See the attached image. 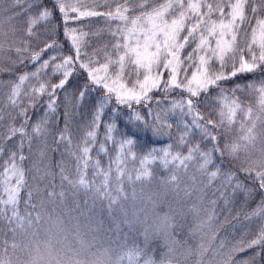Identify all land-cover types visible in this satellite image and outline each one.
<instances>
[{
	"label": "snow or ice",
	"instance_id": "snow-or-ice-1",
	"mask_svg": "<svg viewBox=\"0 0 264 264\" xmlns=\"http://www.w3.org/2000/svg\"><path fill=\"white\" fill-rule=\"evenodd\" d=\"M49 2L51 7L45 0H11L8 8L0 9V73L13 77L0 80V91L7 90L0 101V159L7 155L0 164V264H13L10 251L18 248V237L36 235L54 213L67 210L70 197L79 208L80 192L87 197L85 205L91 201L89 211L99 205L116 224L113 264H185L192 256L197 257L195 264H238L235 253L256 248L252 258L239 262L253 264L264 255V196L244 217L253 229L247 233L251 239L225 252V241L215 242L214 228L218 199L227 205L238 192L264 194V0ZM54 14L60 17L56 26L51 24ZM93 19L103 20L106 27L85 31L84 21ZM45 25V31H39ZM60 26L70 41L68 55L54 38ZM105 35L108 40H103ZM49 51L56 54L45 59ZM29 66L33 70L16 71ZM77 71L85 73V83L76 106L86 94L99 95L75 151L67 110L55 137L57 145L69 146L75 170L61 163L54 173L35 162L26 170L33 141L51 135L50 122L55 126L59 120L60 92ZM246 74L257 78L224 87ZM57 75L58 82L52 83ZM177 90L186 95L173 97ZM156 91L162 95L154 97ZM112 103L110 122H103ZM165 103L168 106L162 107ZM41 108L43 116L30 124L33 110ZM121 114L126 125L172 142L143 150L137 133L118 129ZM102 123L104 135L97 142ZM197 134L201 139L194 142ZM25 142L29 156L23 154ZM205 142L211 146L202 147ZM39 155L44 158L45 150ZM101 155L108 158L106 166ZM217 158H231L235 170H224ZM153 165L166 175L156 177ZM29 173L32 183L26 178ZM153 181L164 191L146 193L141 187L137 192V184ZM185 229L190 238H198L195 248L178 238ZM155 241L162 242V251L152 246Z\"/></svg>",
	"mask_w": 264,
	"mask_h": 264
},
{
	"label": "rangeland",
	"instance_id": "rangeland-1",
	"mask_svg": "<svg viewBox=\"0 0 264 264\" xmlns=\"http://www.w3.org/2000/svg\"><path fill=\"white\" fill-rule=\"evenodd\" d=\"M7 1H9V0H0V9L7 8L6 7ZM7 15H8V13L5 14V17ZM9 15H11V13H9ZM68 45L70 46V41H68ZM185 54H187V52ZM51 55H54V52L53 53L51 52V54L49 56H51ZM65 55H67V54H65ZM44 58L45 59L48 58L47 54H45ZM26 70L31 71L33 69L31 66H29ZM189 75H190V73H189ZM10 78H13V77H10V75L8 73H5L2 76L0 75V80H3V81H8ZM53 78L59 79L60 77H59V75H57ZM166 78H167V72L165 73V79ZM6 93H7L6 89L0 91V101L3 100V97L6 95ZM180 95H186V93H184V94L180 93V94L172 95V96L173 97H179ZM58 102H60V101H58ZM2 106H3L2 103H0V107H2ZM167 106H168L167 103L162 105V107H167ZM153 107L155 108L156 106L153 105ZM68 108L71 109V107H68ZM112 108H114V107H112ZM112 108L109 110L108 116L105 115V113L102 116L103 122H110V116H111ZM105 111H106V109H105ZM42 115H43V111L40 112V116H42ZM170 119L173 122H175L176 116L173 115L170 117ZM117 121L120 123V125H118ZM88 123H89V121L87 119L85 121H82L81 123H78V124L76 122V125L82 130L81 134L79 133V136H81V139H82L85 131L87 130L86 126ZM116 124H117L118 129H120V132H123V133H125V129L127 131L130 130L132 133H134V132L137 133V131H138L132 125H126V117L123 116L122 114L120 115V118L116 120ZM99 131H101V134L100 135L98 134L97 142L102 140L103 135H104L105 129H104L103 123L101 124ZM148 133L155 139L162 138V139L167 140L160 147H163V146L167 145L168 143L172 142L166 136L155 137L152 135L151 132H148ZM127 134H128V132H127ZM128 135H130V134H128ZM81 139H79V141H77V142L72 141V146H71L72 151H75V145L78 144L81 141ZM194 142H197V140H195ZM60 145H63V144H60ZM49 146L58 148V146H53L51 144V140L49 139V137H47L46 140H43V139L42 140H34L33 146H32V155L30 156V159L25 160L26 165L24 168L26 170L31 168L33 163L35 162L41 168L48 166L50 171H52L54 173H58L59 172V165L62 163L63 165L66 166V168L68 170H71V171L75 170L76 160H75V157L72 154H70V152L68 150L69 146L65 145V147H64V150L69 155H68V158L63 162L61 160H58V159H57V161L55 160V156L52 155V153L51 154L49 153V150H50ZM210 146L211 145L209 144V146H206V147H210ZM41 149L45 150L46 155L44 158H41L39 155V150H41ZM147 149H149V148L144 147L143 150L146 151ZM23 154L25 156H29L27 142H25ZM92 155H93V157H95V151H93ZM5 158H7V155H5ZM99 159L101 160L102 165H105V166L107 165V162H108L107 157H105L104 155H101L99 157ZM216 162L221 163L223 168H225L224 170H227L229 167L235 168V165L231 162V158H226L224 161H220L217 158ZM2 163L3 162H1V164ZM152 168L155 170V176L156 177H163L164 175H166V173L163 169L157 168L155 165H153ZM238 174L240 175V173H238ZM31 175L32 174L29 173L26 177L28 179L29 183H32ZM89 175H91V172H89ZM242 177H243V174H242ZM185 182H187V178H185ZM56 183L57 184L59 183L58 177L56 179ZM135 187L137 189V192H140L141 187H143V189L146 193L163 192L164 191V189L159 185V183L157 181H153V183L148 184V185H144V186L137 184ZM128 192H129V194L131 193V187H128ZM229 192H231L230 189H229ZM252 195H253V193L251 194V196ZM24 196H25V192L22 191L21 192V198L22 197L24 198ZM251 196H246L244 192H238L235 196L230 197V203L227 205L223 202V200L218 199V203L216 206V214H217L216 215V224H215V228H214V230L216 231V234H217V239L215 242L218 244L220 240H224L225 241V249H224L225 252H227V250L230 249L233 245L241 243L250 237V235L247 236V233L249 231L253 230L251 227L250 221L245 220L244 217H240L239 213L246 207V205H248ZM23 198H22L21 204H20L21 209L23 208ZM213 198H216V197H211L209 195V199H213ZM76 199H78L80 201V207L79 208L75 207V205L73 203V199L70 197L67 200V210L66 211L58 210L56 213H54L53 214V217H54L53 220L42 224L39 227V230L36 232V235L33 236L31 234H28V235H22V236L18 237V239H17V243L19 245L18 248L14 252L10 251V254L12 255L13 264H41V260L43 259L45 253L54 244H60L62 246L66 242L71 243V241L67 240L66 238L70 235H73V233L65 231L64 235H61V231H63V226H65V225L69 228H74L75 229L74 234L77 237L84 236V237H87V238L94 240V241H102L106 245L110 246L112 249L116 248V245L111 243V240L114 239L115 235H116V233H115L116 224L108 216L107 211H102L99 205H97L96 207L92 208L91 211H89L88 209L91 207V201L88 200V204L85 205L84 202L87 199V197L85 196V194L83 192L78 193ZM167 199L168 200L172 199L171 193H169ZM260 200H261V198L258 199L257 205L260 203ZM190 204H191V202H189V206H190ZM126 206H128V205H126ZM113 215H116V214L113 213ZM233 216L235 217V219H237L236 221H234L235 223H233L230 220V218ZM57 217H58V219H57ZM189 220H191V217H189ZM251 223L254 224V222H251ZM58 226H61V227H58ZM121 228L123 231H127L126 225L121 224ZM109 230H112V231H109ZM186 233H187V229H185V232L181 233L178 236V238L181 240H186L187 244L189 246H192L193 248H195L199 242L198 238L192 239ZM245 236H247V238H245ZM161 243H162L161 241H155L152 246L156 247L158 249V252H159V251L163 250L162 248L159 247V245ZM237 253H235V255ZM235 255H234L233 259L236 260L238 262V264H239V262L247 261V258L240 259L239 257H236ZM196 259H197L196 256H192L187 261H185V264H195Z\"/></svg>",
	"mask_w": 264,
	"mask_h": 264
},
{
	"label": "trees",
	"instance_id": "trees-1",
	"mask_svg": "<svg viewBox=\"0 0 264 264\" xmlns=\"http://www.w3.org/2000/svg\"><path fill=\"white\" fill-rule=\"evenodd\" d=\"M45 2L48 4L49 7H51V3L49 2V0H45ZM11 4V0L7 1V5L6 7L8 8ZM101 11H103L104 9H100ZM9 15V13H8ZM60 23V17L57 14H54L51 24L52 26H56ZM72 27H77V25H71ZM48 26L45 25L43 28H40L39 31L43 32L45 31V29ZM84 30L85 31H94L97 28H104L106 27L105 23L103 20L101 19H93L91 21L85 20L84 24H83ZM54 38L58 41V43L62 46V54H70V46L68 45V40H66L65 36L63 35V27L60 26L56 29L55 32V36ZM109 37L107 35H105L103 37V40H108ZM33 43L35 44V41H33ZM42 47V45H40ZM190 51L189 49H186L183 53V55L187 52ZM52 52V51H51ZM51 52H47L45 54H47V56H49L51 54ZM53 53V52H52ZM56 53L54 52V55ZM186 55V54H185ZM45 56V55H44ZM26 69L23 68H17L16 71L17 73L25 71ZM5 73H0V75H4ZM2 78V77H1ZM257 77H254L251 74H246L244 76L235 78L232 81H227L224 84V87H232L233 84L235 83H245L247 81H250L252 79H255ZM59 79L58 78H53L52 79V83H57ZM85 83V73L77 71L73 74V76L69 79L68 84L66 85L65 90L60 92L59 95V101L58 102V109H57V113L56 115L59 117L58 123L55 124V126H53L50 122L49 124V130L51 132V135H49V139L51 140V144L53 146H58V148L55 147H50L49 146V153L55 156V160H61L62 162L65 161L68 158V153L64 150L65 145H57V143L55 142V137L58 135L59 130L62 129L64 127L65 124V120H64V115H65V111L67 110L68 112H70V116H69V134L71 136L72 141L77 142L79 141V139H81V136H79V133L81 134L82 130L76 125L78 123H81L82 121H85L86 119L90 122L92 119V113L94 111V107H95V97L99 95L98 92H93V93H89L85 95L84 101L82 103H80L78 106H76V97L79 95V90L80 88H82V86ZM180 94V92L177 90L175 92H173L171 95H177ZM154 97H159L162 94L159 91H156L155 93H153ZM67 97V99H65ZM68 107H71L68 108ZM115 107V104L112 103L110 104L105 111V115H109V110ZM141 111L142 115H146V111L144 109H139ZM43 111V108H41L39 110V112H36L35 110H33L32 112V120L29 122L34 123L36 121V119L38 118V116H40V112ZM126 111V110H125ZM201 111L204 112L206 111V109H204L203 107L201 108ZM43 116V115H42ZM53 120L55 119V117L52 118ZM73 124H72V123ZM118 125H120V123L117 121ZM31 129H29L30 131ZM120 130V129H119ZM128 134H132V132L130 130H126L125 129V133ZM98 134H101V131L98 130ZM196 137V138H195ZM137 138H138V144L139 145H143L146 148H150V147H160L161 145H163L167 140L162 139V138H158L155 139L153 138L148 132H139L137 131ZM193 141L197 140V142L200 141V136L197 134L195 135L193 138ZM19 140V136L14 137L13 140L9 141L8 144L9 146L13 143H16ZM209 146V144H207L206 142L204 144H202V147H206ZM3 159H6L5 156L3 157ZM3 159H0V164L1 162H3ZM55 161V162H56ZM25 161H24V167H25ZM233 170H235L234 167H232ZM225 169V168H224ZM240 173V180L243 181L248 187H252V184L250 181L246 180L243 174ZM262 196H264V194L260 193L259 191H254L253 195L250 197V201L248 203V205H246V207L239 213L240 217H245L246 213H249L251 211H253L256 207H257V203H258V199L261 198ZM23 198V197H22ZM21 198V200H22ZM261 201V200H260ZM230 220L235 223L234 221H236L237 219H235V217H231ZM255 223V222H254ZM248 236V235H247ZM247 236H245V238H247ZM244 238V239H245ZM251 239V236L249 238H247L246 240ZM245 240V241H246ZM258 251V249L256 248H250L246 251H240L238 252L235 256L239 257L240 259H245L247 258V260H249L250 258H252L255 254V252ZM253 264H264V255H262L261 257L257 258L256 260L253 261Z\"/></svg>",
	"mask_w": 264,
	"mask_h": 264
},
{
	"label": "clouds",
	"instance_id": "clouds-1",
	"mask_svg": "<svg viewBox=\"0 0 264 264\" xmlns=\"http://www.w3.org/2000/svg\"><path fill=\"white\" fill-rule=\"evenodd\" d=\"M61 227V226H58ZM68 231L73 235L66 239L71 243L54 244L44 255L41 264H113L116 252L103 243L94 241L87 237H77L74 228L63 226L64 232Z\"/></svg>",
	"mask_w": 264,
	"mask_h": 264
}]
</instances>
